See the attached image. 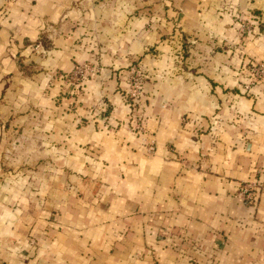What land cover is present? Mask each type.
<instances>
[{
  "label": "crops",
  "instance_id": "1",
  "mask_svg": "<svg viewBox=\"0 0 264 264\" xmlns=\"http://www.w3.org/2000/svg\"><path fill=\"white\" fill-rule=\"evenodd\" d=\"M248 10L264 24V0H0L2 104L31 96L57 115L47 143L77 171L70 189L51 187L60 170L37 191L22 176L20 191L0 187V264H264V87L243 86L264 34L240 40ZM94 53L101 74L59 114L49 73ZM138 56L152 154L127 130L121 92ZM16 58L38 68L26 81ZM247 181L260 185L253 202L238 195Z\"/></svg>",
  "mask_w": 264,
  "mask_h": 264
},
{
  "label": "rangeland",
  "instance_id": "2",
  "mask_svg": "<svg viewBox=\"0 0 264 264\" xmlns=\"http://www.w3.org/2000/svg\"><path fill=\"white\" fill-rule=\"evenodd\" d=\"M248 11L250 13L248 12L245 16L237 17L236 19L240 24L239 30L242 34L240 36L241 41L247 33L252 32V28L255 30L258 28L259 32L264 34V24H257V18L260 16L258 14L259 11ZM241 41H239V43ZM44 42H42V45ZM39 49L38 52H42V48L40 47ZM97 56V53H94L91 59L75 63L70 71H53V73H49V81L46 84L43 93L44 95L52 93L51 95L54 101L52 100L51 106L53 107V103H55L56 109H60L57 110L60 111L58 112L59 114L73 110L75 106L74 104H76L77 99L81 96L82 91L84 90L83 86L85 87L88 80L96 79L97 75L101 74L102 67L98 66L95 61ZM142 57L143 56L134 57L130 60L129 64L121 68L126 72V85L124 89H121V92L126 103L129 104L131 108L127 130L133 135L139 137L145 153L152 154L156 150V139L147 134L148 115L146 111L148 110H146V107L148 99L146 97L147 89L145 86L148 79L145 76L144 64L141 61ZM16 62L18 69L17 75L20 77L21 73L22 77L25 78V81L31 78L38 69L29 68L28 65L20 62V58H16ZM246 67L248 69V72H246L247 80L244 82L246 84L243 86L245 87V85H248V88H250L255 82L254 80H250L251 75L249 70L251 68V63L247 64ZM137 68H140L142 73L139 74L140 76L136 75L137 72L135 69ZM135 77H140L139 80H141L142 93L139 95L133 94L132 83ZM55 83H57L56 89L54 88L56 87ZM261 84L264 87V81H261ZM11 86L15 87L13 90V93H15L18 91L16 88L20 87V83L16 86V81H14ZM30 98L32 97H25L24 105L18 106L12 105L11 103L10 105H4L1 100L3 99V96L0 95V123L6 124L7 127L6 130L0 132V187L9 189L15 187L20 191V176H22L25 179V182L22 183H25L24 185L29 187L32 191H37L39 187L44 185L43 178H45V183H48L46 178L50 174H54L55 170H60L58 174L63 177L60 181L57 180L54 182L52 180L54 185L51 187L70 189L71 186L75 184V180H71V177L74 173H77V171L73 170L74 168L71 170V168H69L71 166L69 165L58 163V159H61L60 155H64L63 148H52L48 145V134L50 133L47 129L49 124L52 125L53 123H57L56 119H54L57 115L51 117V115L48 114L49 111L47 109H37L36 106L31 105L32 100H30ZM8 100L10 101V99ZM27 101H30V103ZM68 101H71V103H68ZM16 103L18 104V102ZM9 106H11V114L7 117L5 113L8 112H4L3 109L5 108V111H8ZM91 110V113L95 117L101 110L102 112L107 113L109 108L105 99L102 97V100L100 99L98 103L92 105ZM20 114L23 117H20ZM94 117L90 116L89 119L92 120ZM138 118H141L144 121V127L140 132H138L137 129ZM62 120L63 119L60 120L59 126L63 125L64 120ZM182 120H185L184 117ZM84 123L85 122L82 120L77 121V125L79 126ZM150 146L154 147L153 151L149 149ZM55 156L57 158H55ZM82 194V192L77 191L75 196L82 197ZM8 205L14 207L16 204L10 202Z\"/></svg>",
  "mask_w": 264,
  "mask_h": 264
},
{
  "label": "built area",
  "instance_id": "3",
  "mask_svg": "<svg viewBox=\"0 0 264 264\" xmlns=\"http://www.w3.org/2000/svg\"><path fill=\"white\" fill-rule=\"evenodd\" d=\"M137 72V76H140L139 74L141 73L140 68L135 69ZM249 73L251 75L250 80L254 81H264V63L258 62L251 64V68L249 70ZM142 74V73H141ZM140 78V77H139ZM139 78H134V81L132 83V88H133V94H141L142 93V86H141V80ZM245 88H248V85H245ZM137 122V129L138 132H140L143 127H144V121L141 118H138ZM150 150H154L153 146L149 147ZM260 187V185L255 182V181H247L243 183L239 190V197L246 202H253L255 198V192L256 190Z\"/></svg>",
  "mask_w": 264,
  "mask_h": 264
}]
</instances>
